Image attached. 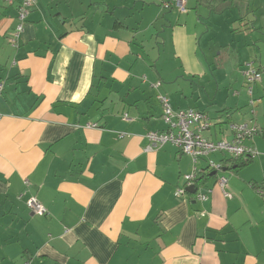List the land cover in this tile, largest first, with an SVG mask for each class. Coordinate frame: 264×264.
I'll return each instance as SVG.
<instances>
[{"label":"crops","instance_id":"crops-1","mask_svg":"<svg viewBox=\"0 0 264 264\" xmlns=\"http://www.w3.org/2000/svg\"><path fill=\"white\" fill-rule=\"evenodd\" d=\"M167 1L36 0L12 47L20 0H0V264H264V0H231L221 12L187 0L185 13L163 9ZM236 20L249 40L234 37ZM212 33L241 43L228 60L235 88L234 73L218 77ZM248 61L262 78L254 113ZM226 77L211 99L213 80ZM158 95L205 114L211 141L255 121L261 132L248 143L259 154L239 167L212 154L216 172L199 158L196 192L176 198L194 164L172 144L146 151L144 135L166 130ZM31 196L46 215L30 212Z\"/></svg>","mask_w":264,"mask_h":264},{"label":"built area","instance_id":"built-area-1","mask_svg":"<svg viewBox=\"0 0 264 264\" xmlns=\"http://www.w3.org/2000/svg\"><path fill=\"white\" fill-rule=\"evenodd\" d=\"M187 0H168L162 4L163 9L176 8L180 13L187 12ZM36 5V0H20L17 7V24L8 36L7 42L12 47H17L20 36L23 32L24 23L31 11ZM244 85L250 96L249 105L251 112L254 113V107L261 102L260 98L253 97V86L261 81V73L254 66L253 61L245 63L243 71ZM0 85V89H1ZM162 107L161 118L166 125L164 131H150L144 135L148 140L146 151L157 150L166 144H172L177 147L184 155L189 156L194 164L192 171L183 176V185L177 187L174 191L176 198H184L188 191L187 187H196L199 175L202 171L196 167L199 158H208L212 154H225L233 159L242 158L252 160L259 151L254 145L248 143L254 136L258 135L261 130L255 121H246L244 123H230L229 130L232 132V138L225 137L218 141H211L203 136V132L211 126L210 119L203 113L195 109L174 110L172 109L169 99L164 95L157 96ZM127 119V116H124ZM89 126V125H88ZM95 126V125H90ZM122 136V134H121ZM221 164L207 159V168L211 171L221 169ZM227 179L221 176L217 180L223 195L231 198V194L226 190ZM210 191H208L209 193ZM199 201H206L207 193H196ZM26 205L33 215L44 216L47 214L45 206L35 197L31 196L26 200Z\"/></svg>","mask_w":264,"mask_h":264},{"label":"rangeland","instance_id":"rangeland-1","mask_svg":"<svg viewBox=\"0 0 264 264\" xmlns=\"http://www.w3.org/2000/svg\"><path fill=\"white\" fill-rule=\"evenodd\" d=\"M202 22L205 23V21H202ZM241 23L242 22H239L238 20L233 21L231 23V25L233 26V28L236 29V34H234V37L235 38H239V39L240 38H246V40H249L251 38L250 35L252 33L251 28H250V26L248 28H246V26L243 25L245 27V30L244 29L240 30L239 25ZM230 37L232 38V35ZM230 37H229L228 34H224V33H222V35H218V36L212 33V35H211V37L209 39L210 40V47L215 52V54H214L215 57H216V59H215V61H216L215 67L218 68V69L219 68H224V71H221V72L218 71L217 72L218 77L220 78V80L223 79L224 73H226L228 75L231 74V73H234V82H232L229 87H228V84L231 82V80L230 79H227V77L224 78V80L221 81L218 84V87L215 84V81L213 80L212 86L210 88V97H211V99L213 97V100L214 99H216V100L219 99V97L221 96V94L224 93L225 91H227V87L229 89L235 88L236 87V82H238L240 80L239 74H236L235 73V69L237 67V64L235 65L233 61L239 59V54H238V56L236 55L237 54V51L243 52V50H240V49H243V48L241 46V43H238V42H236L234 44V46H233V44L230 43V40H229ZM222 43L224 45H226V44L229 45V43H230L233 48L227 47L228 51L226 49L220 50L219 47L220 46H224V45H222ZM204 46H205V44H204ZM250 47L252 49L251 52H254L256 50L255 55L258 56V53L259 52H258L257 47H255V46L253 47V45H251ZM233 54H234V56H231ZM229 59H231L233 61L228 62ZM225 62H226V64H225ZM206 100H207V97H206Z\"/></svg>","mask_w":264,"mask_h":264},{"label":"trees","instance_id":"trees-1","mask_svg":"<svg viewBox=\"0 0 264 264\" xmlns=\"http://www.w3.org/2000/svg\"><path fill=\"white\" fill-rule=\"evenodd\" d=\"M204 1V0H203ZM209 1V2H207ZM206 3H209V7L211 10L213 11H216V12H221L222 10H224L227 6L231 5L232 2L231 0H206ZM237 161H242L243 159L242 158H236ZM238 162V163H235L236 167H239L241 165H244V163L249 160H244L245 162L243 163L242 162Z\"/></svg>","mask_w":264,"mask_h":264},{"label":"water","instance_id":"water-1","mask_svg":"<svg viewBox=\"0 0 264 264\" xmlns=\"http://www.w3.org/2000/svg\"><path fill=\"white\" fill-rule=\"evenodd\" d=\"M196 190H197V187H187V191L189 192V193H195L196 192Z\"/></svg>","mask_w":264,"mask_h":264}]
</instances>
